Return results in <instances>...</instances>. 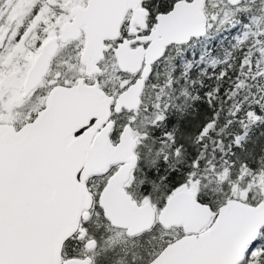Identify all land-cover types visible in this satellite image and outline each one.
Listing matches in <instances>:
<instances>
[{
	"label": "snow or ice",
	"instance_id": "6c2138e0",
	"mask_svg": "<svg viewBox=\"0 0 264 264\" xmlns=\"http://www.w3.org/2000/svg\"><path fill=\"white\" fill-rule=\"evenodd\" d=\"M0 264H264V0H0Z\"/></svg>",
	"mask_w": 264,
	"mask_h": 264
}]
</instances>
